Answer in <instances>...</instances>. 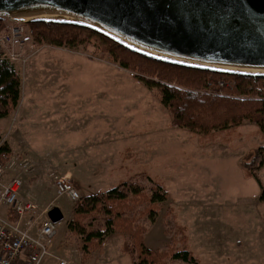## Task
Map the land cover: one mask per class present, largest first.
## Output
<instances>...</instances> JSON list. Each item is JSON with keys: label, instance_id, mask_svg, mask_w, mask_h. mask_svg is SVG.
<instances>
[{"label": "rangeland", "instance_id": "obj_1", "mask_svg": "<svg viewBox=\"0 0 264 264\" xmlns=\"http://www.w3.org/2000/svg\"><path fill=\"white\" fill-rule=\"evenodd\" d=\"M32 25L0 18V44L7 54L17 57L9 62L22 80L21 101L12 117L0 123V130L5 137L20 124L23 130L29 124L46 132L29 140L24 136L16 144V151L25 153L21 157L33 165L32 172L20 177L24 182L20 198L35 209L27 217L40 216L47 207L60 209L64 216L57 224L52 257L43 264L60 260L67 264H133L122 250L125 242H131L130 236L121 232L113 234L103 253L104 243L84 257L82 239L67 228L76 203L59 195L56 176L77 181L80 190L72 182L81 198L105 193L121 181L140 182L148 191L152 183H162L169 196L156 222L144 233L147 248H188L201 264H264V203L260 201L264 167L256 178H247L243 168L258 148H264L258 126L245 122L212 136L176 127L159 94L103 56L95 44L77 50L39 45ZM13 26L24 28V41L9 43L5 38ZM55 87L68 90L53 93ZM55 124L61 128L57 151L64 155L47 150L34 157L35 145L52 150ZM111 124L113 147H101L95 155L93 150L86 155L80 152L94 144L96 129L110 134ZM108 157L116 164L122 159V172L106 170ZM90 168L97 172H88ZM14 174L6 172L4 181ZM7 211L1 205L0 217L5 218ZM168 217L176 221L171 238L164 225ZM141 224L144 218L136 219L135 226Z\"/></svg>", "mask_w": 264, "mask_h": 264}, {"label": "trees", "instance_id": "obj_2", "mask_svg": "<svg viewBox=\"0 0 264 264\" xmlns=\"http://www.w3.org/2000/svg\"><path fill=\"white\" fill-rule=\"evenodd\" d=\"M32 27L34 40L39 45L77 50L95 44L103 56L133 72L139 83L159 94L176 127L212 136L248 122L257 125L264 135V78L224 75L155 61L80 27L55 24H33ZM21 88L22 80L15 65L0 54V120L16 111ZM10 157L11 150L2 144L0 136V163L4 164ZM263 167L264 148H258L251 162L243 166L245 176L256 178V172ZM168 196L162 183H152L148 191L140 182L122 181L105 193L81 198L67 228L82 239L85 258L100 249L109 236L121 232L130 236L131 242H125L122 250L133 264H201L188 248L151 250L144 243V233L158 219ZM260 201L264 203V186H261ZM101 216L106 220L101 222ZM9 217L13 222L17 220L10 212ZM142 218L144 224L136 227V219ZM164 225L170 230L167 236L171 238L175 219L166 218Z\"/></svg>", "mask_w": 264, "mask_h": 264}, {"label": "water", "instance_id": "obj_3", "mask_svg": "<svg viewBox=\"0 0 264 264\" xmlns=\"http://www.w3.org/2000/svg\"><path fill=\"white\" fill-rule=\"evenodd\" d=\"M0 18L80 27L155 61L264 78V0H0ZM47 217L64 219L58 208Z\"/></svg>", "mask_w": 264, "mask_h": 264}, {"label": "built area", "instance_id": "obj_4", "mask_svg": "<svg viewBox=\"0 0 264 264\" xmlns=\"http://www.w3.org/2000/svg\"><path fill=\"white\" fill-rule=\"evenodd\" d=\"M23 37L24 28L13 26L11 33L5 38L9 43H13L14 40L24 41ZM2 43L4 44L3 41ZM0 54L8 61L17 60L14 53L7 54L1 44ZM19 169L32 172L33 165L30 159L12 156L5 165L0 164V206L5 205L8 212L17 218L13 222L0 217V264H43L46 259L52 257L51 248L58 235L57 224L49 219L38 223L34 217L27 218V214L35 209L30 204H25L19 197L24 185L23 180L15 177L4 181L6 172L16 173ZM54 184L59 195L67 196L74 203L81 199L75 185L68 178L56 176ZM58 264L67 262L60 260Z\"/></svg>", "mask_w": 264, "mask_h": 264}, {"label": "crops", "instance_id": "obj_5", "mask_svg": "<svg viewBox=\"0 0 264 264\" xmlns=\"http://www.w3.org/2000/svg\"><path fill=\"white\" fill-rule=\"evenodd\" d=\"M61 90H63L64 92L65 91H67L68 90V88H63V87H55L54 88V91H53V93H58V92H60ZM70 91V90H69ZM12 116H10V117H8V118H6V119H2V120H0V123L2 122V121H6V120H8V119H10ZM28 121V120H27ZM26 125V127H25V129L23 130V124H20V126L16 129V132L15 133H13V132H10V133H6L5 135V137H4V134L2 133V131L0 130V136H1V138H2V142L3 143H6L8 146H9V148H10V150H11V156H23V155H20V154H25V153H20V152H18V151H16L17 149H16V144H17V142H18V140H24V136H26V139L27 140H29L30 139V137H36L37 135H40V134H45L46 132H44L43 130H42V132L40 133V130H39V128L38 127H30V125L29 124H25ZM5 126V125H4ZM3 126V127H4ZM14 128V127H13ZM110 134H108V132H106L105 134L104 133H98L97 132V129L95 130V135H94V144H92V143H90V144H88V146H86V148L84 149H80V152L81 153H84L85 155L87 154L86 153V151H90L89 153H91V151L93 150L94 151V155L96 154L95 152L97 151V150H99V148H101V147H109V146H112L113 147V141H114V136H113V133H112V131H113V128H112V124H111V126H110ZM60 130H61V128L59 129V126H58V124H55L54 125V127L51 129V131H52V138H51V141L52 142H50V144H51V148H52V150H50V148H49V146H47V145H43V147H41V146H39V147H37L36 145H35V152H37V153H35V155H34V157L36 156H38V155H40V154H47V153H45L47 150L50 152V154H52V155H55V156H63L64 154H63V152H58L57 151V149L60 147L59 146V137H61L60 136ZM40 133V134H39ZM32 139V138H31ZM27 146L28 147H30L29 145H27L26 144V148H27ZM53 147H55L56 148V150H53ZM31 148V147H30ZM123 152H119L118 154H122ZM104 166H106L105 168H106V170L108 171L109 169H110V171L109 172H114V171H118V172H122V170H123V168H122V159L120 158L119 159V162L116 164L114 161H112V158H110V157H108V158H106V160H105V162H104ZM24 172H27L26 170H22V169H19L14 175H11L10 177H8V179L6 180V181H8V180H10V179H12V178H15V177H18V178H20L21 176H23L25 173ZM88 172H91V173H95V172H97V169L96 170H94L93 168H90V170L88 171ZM67 178V177H66ZM70 180V179H69ZM71 181H73L74 183H75V185H76V187H77V189L78 190H80L81 189V185L77 182V181H75V180H71ZM122 182V181H121ZM120 182V183H121ZM21 191V190H20ZM19 197H20V194H19ZM21 199V198H20ZM22 200V199H21ZM23 201V200H22ZM24 202V201H23ZM50 206H52V204L50 205ZM51 209V207H47L42 213H41V215L40 216H37V217H35V216H30V217H27V218H32V217H34L35 219H37V222L38 223H40V222H43V221H45L46 219H48V217H47V212L49 211ZM8 210V209H7ZM44 217H46V218H44ZM3 219H5V220H9V221H11L10 220V217H9V212L7 211V215H6V217L5 218H3ZM64 220V219H63ZM34 233H36V230L34 231ZM112 237H114L113 235L112 236H109L105 241H104V245H103V247H102V249L100 250L102 253H103V249L106 247V243L110 240V239H112Z\"/></svg>", "mask_w": 264, "mask_h": 264}]
</instances>
